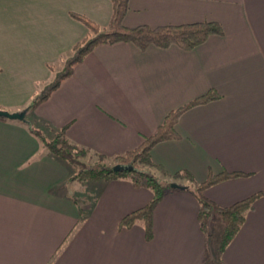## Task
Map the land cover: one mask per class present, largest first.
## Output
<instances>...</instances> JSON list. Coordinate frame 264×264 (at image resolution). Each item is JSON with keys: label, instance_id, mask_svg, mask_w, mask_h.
<instances>
[{"label": "crops", "instance_id": "crops-1", "mask_svg": "<svg viewBox=\"0 0 264 264\" xmlns=\"http://www.w3.org/2000/svg\"><path fill=\"white\" fill-rule=\"evenodd\" d=\"M111 11L109 0H0V110L24 112L22 120L0 117V264H207L208 237L186 177L170 179L186 188L168 190L155 205L146 239L141 224L119 222L151 200L149 189L130 178L68 181L75 169L29 128L51 138L68 125L70 144L112 157L208 90L219 99L184 112L178 139L155 145L150 159L194 183L223 170L246 174L204 196L227 207L261 193L218 264H264V0H129L125 27L215 21L223 34L190 51L97 45L26 111L50 79L48 66L87 35L70 14L105 27Z\"/></svg>", "mask_w": 264, "mask_h": 264}, {"label": "trees", "instance_id": "trees-1", "mask_svg": "<svg viewBox=\"0 0 264 264\" xmlns=\"http://www.w3.org/2000/svg\"><path fill=\"white\" fill-rule=\"evenodd\" d=\"M109 1L112 11L110 21L105 27L93 23L82 15L70 14L73 19L86 27L87 35L71 49V52H74V57L69 61L65 72L43 94L35 96L27 106L26 111L32 110L39 103L45 101L50 93L57 89L62 80L71 76L74 66L80 63L97 45L125 42L131 43L139 50H144L146 47L153 45L160 49L176 46L180 50L190 51L205 43L209 37L223 34L221 25L215 21L156 27L140 25L128 28L122 24V21L128 10L129 0ZM217 99H219V95L214 90H208L184 106L168 112L157 126L155 133L145 137L138 147L112 157L93 152L91 155L96 160L92 165H87L80 160L89 151L73 146L66 139L68 125L55 130L51 138L33 125L30 126L29 131L49 154L75 169V173L69 177L68 181L98 182L130 178L134 186L149 189L152 193L151 200L143 207L124 215L119 222L120 228H130L137 223L141 224L146 239H150L152 236L153 209L164 194L171 189L170 179L175 180L180 177H186L191 182V185L186 189L192 192L198 202L197 218L201 229L204 232L208 230L209 221L213 214L218 215L223 221V231L216 249L219 258L220 253L237 234L244 222L245 214L252 208L254 200L261 193H256L230 206L219 207L204 196V191L226 180L244 177L246 174L223 170L216 174L209 173L203 182L194 183L189 173L179 172L174 176H169L163 168L153 163L150 159V151L155 145L178 139L179 135L175 127L184 112ZM117 165L124 167V169L114 171L113 167ZM153 170L157 171L160 177Z\"/></svg>", "mask_w": 264, "mask_h": 264}, {"label": "rangeland", "instance_id": "rangeland-1", "mask_svg": "<svg viewBox=\"0 0 264 264\" xmlns=\"http://www.w3.org/2000/svg\"><path fill=\"white\" fill-rule=\"evenodd\" d=\"M68 57H71L70 59ZM68 59H64L65 57L63 56L62 58H60L58 60L57 63H55L53 66L49 65L48 67L51 69V76L50 79L48 80L46 87L43 88V91L39 93V95L43 94L45 92V90L51 86L53 83H55L60 75L65 72V70L67 69L68 63L69 61L74 57V52H70V54L68 55ZM64 59V60H63ZM68 60V61H67ZM82 162H84L87 165H92L93 162L96 160L95 157H93L92 155L87 154L85 157H82L80 159ZM154 173H156V175L158 177H160L159 173L155 170H153ZM173 183V182H171ZM84 203H90L91 202V198H87L84 200H81ZM215 215H212V219ZM218 216V215H217ZM218 221H213L211 220V222L209 221V225H208V230L205 231V233L207 234L208 237V247H209V251H208V263L207 264H218V255L216 253V249H217V245L219 243L223 228L222 226H224L222 219L218 216L217 217ZM213 221V222H212ZM210 255L212 256V262H209L210 259Z\"/></svg>", "mask_w": 264, "mask_h": 264}, {"label": "water", "instance_id": "water-1", "mask_svg": "<svg viewBox=\"0 0 264 264\" xmlns=\"http://www.w3.org/2000/svg\"><path fill=\"white\" fill-rule=\"evenodd\" d=\"M0 117L6 118L9 120H22L24 118V112L10 113L7 111L0 110ZM122 169H124V167L119 166V165L113 167L114 171H118V170H122ZM170 188L171 189H177V190H184L186 187L180 186V185L173 182V183H170Z\"/></svg>", "mask_w": 264, "mask_h": 264}]
</instances>
